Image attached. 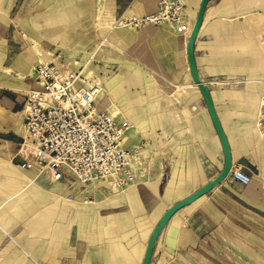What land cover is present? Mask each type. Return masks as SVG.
I'll list each match as a JSON object with an SVG mask.
<instances>
[{"label": "rangeland", "instance_id": "374dc122", "mask_svg": "<svg viewBox=\"0 0 264 264\" xmlns=\"http://www.w3.org/2000/svg\"><path fill=\"white\" fill-rule=\"evenodd\" d=\"M158 1L134 0L121 9L112 0H0V264H64L58 253L76 240L96 243L108 263L122 264L125 253L132 264H140L167 206L192 194L201 185L198 176L203 180L213 174L210 160L196 159L199 94L188 76L174 80L139 62L137 72L127 70V79L122 78V69L134 67L129 45L136 31L118 21L123 15L151 13ZM263 13V0L239 2L240 19L233 31L240 45L256 41L264 47L263 31L253 32L248 24L252 17L261 25ZM190 23L187 19L188 29ZM160 27L178 32L170 25ZM48 61L81 67L102 85L97 107L130 120L129 143L139 152L134 180L127 187L98 183L71 191L18 166L25 148V95L36 86L34 68ZM249 85L222 88L246 89L248 97L258 95L261 100L264 86ZM259 104V99L250 104L255 115ZM201 127L204 137L205 125ZM255 132L264 140L256 124ZM29 177L35 185L26 189L23 182ZM253 180L258 188L242 190L244 197L264 191V164ZM171 181L176 191L168 197ZM24 188L25 196L18 197ZM71 192L74 198L69 200ZM238 207L239 212L227 218L230 224H217L214 231L199 211L183 215L170 241L158 237L150 264H264V198ZM113 257L118 262L113 263Z\"/></svg>", "mask_w": 264, "mask_h": 264}, {"label": "crops", "instance_id": "0c3cea01", "mask_svg": "<svg viewBox=\"0 0 264 264\" xmlns=\"http://www.w3.org/2000/svg\"><path fill=\"white\" fill-rule=\"evenodd\" d=\"M112 1L117 3L121 9H127L134 3V0L132 2L127 0L124 2L121 0ZM184 1L187 3V19L191 21L190 28L187 31L169 32L162 30L160 26H148L140 30L133 29L136 31L135 38L129 45V51L135 63L134 67L129 66L128 69L126 67L122 69L125 72V75L122 72V78L127 79V70L137 72L139 70L137 67L139 62L144 63L156 72L168 73L174 80H178L185 75L188 76L190 84H192L199 94L195 97L196 108L199 110V124L196 127L197 141L194 143V146L198 145L196 159L198 158L200 161L210 160L212 171H214L211 176L207 178L203 177V180L201 179L202 176H198L199 179L196 183L201 184L197 188L199 189L221 172L225 156L207 103L193 80L188 60V42L197 18L201 0ZM240 1L244 0L210 1L195 41L194 55L198 74L211 91L217 114L231 148L233 163L241 166L247 173L252 175V180L249 184L244 185L229 174L221 183L205 195L181 208L168 220L159 235V239L166 242L171 240L172 230L177 220H180V217L185 214L190 215L191 212L193 214L199 211L203 217L204 224L212 226L210 229L214 231L217 224H230L227 218L229 215L239 212L238 205L240 203H259L264 198V191H259L258 193L251 192L246 197L241 193L245 189L258 188L253 180L254 172L264 164V140L256 137L255 124L257 115L250 108V104L255 103V99H259L260 101V98L258 95L248 97L246 89L234 90L222 88L231 86L244 89L250 86V83L257 85L260 83L264 86V47L258 45L255 39H253L254 43H248L247 41V47L243 43L242 45L245 47L242 48L241 42L233 31L238 26L240 19L238 15ZM125 14L127 13L125 12ZM248 21L251 31H263L264 41V13L261 25L252 17ZM151 28L157 30H151ZM245 35L250 39L252 38L250 37L252 36L250 31H247ZM144 40H149V42H144ZM242 40H244V37ZM8 85L11 86L10 83ZM219 86L221 89L214 90L215 87ZM204 125L206 135L202 137L201 132L203 129L201 126ZM126 144L131 146L128 137ZM197 162L199 163V161ZM163 167L165 168V165ZM164 176L165 172L162 173L161 177H157L156 181H158V185L163 183ZM30 180L24 179L23 183L26 189L30 188L31 184L35 185L33 178ZM174 190L176 191L174 182L171 181L167 188V196L170 197ZM21 191L20 194H17L18 197L25 196V188ZM185 197L187 195L180 197L179 200ZM56 203L54 202L52 205L56 206ZM170 204L172 205L173 202ZM168 208L169 205L166 210ZM58 254L64 264H111V262L108 263L106 260L102 248L97 247L96 243L92 241L87 243L80 242L79 240L72 241L68 247L64 248L62 254ZM123 254L122 264L134 263L132 258L125 253ZM115 262H118V260L116 258L114 260L113 257V263Z\"/></svg>", "mask_w": 264, "mask_h": 264}, {"label": "built area", "instance_id": "2783aa9c", "mask_svg": "<svg viewBox=\"0 0 264 264\" xmlns=\"http://www.w3.org/2000/svg\"><path fill=\"white\" fill-rule=\"evenodd\" d=\"M187 3L159 0L155 11L142 15H123L119 23L135 30L170 25L178 32L188 30ZM36 86L25 95L23 142L18 166L23 170L40 168L38 177L60 183L74 191L105 183L125 188L134 180L133 167L138 148L126 140L132 125L97 107L102 85L80 68L48 61L34 68ZM257 131L264 136V94L257 111ZM230 175L247 185L252 175L233 163ZM74 193L68 195L72 200Z\"/></svg>", "mask_w": 264, "mask_h": 264}, {"label": "water", "instance_id": "95a60500", "mask_svg": "<svg viewBox=\"0 0 264 264\" xmlns=\"http://www.w3.org/2000/svg\"><path fill=\"white\" fill-rule=\"evenodd\" d=\"M212 0H201L198 15L196 18V21L194 23L192 32L190 34L189 42H188V60L190 63V69L192 73V77L194 82L198 85V88L200 89L210 112L212 121L216 127L218 136L220 138L223 150H224V156H225V161H224V166L221 172L213 178L211 181L197 189L195 192L192 194L188 195L187 197L177 201L176 203L172 204L162 215V217L159 219V221L156 224V227L154 228L151 237L148 241L145 255L143 258V261L141 264H150L153 256V251L154 247L156 244V241L163 230L164 226L168 222V220L181 208L187 206L188 204L196 201L203 195H205L208 191L212 190L215 186H217L219 183H221L230 173L231 166L233 164V158H232V152L231 148L227 139V136L224 132V129L222 127L221 121L219 119V116L217 114L216 108L214 101L211 96V91L207 84L202 81L200 78L197 67H196V62H195V55H194V47H195V41L198 36V33L200 31L205 12L207 10V6Z\"/></svg>", "mask_w": 264, "mask_h": 264}, {"label": "bare ground", "instance_id": "6f19581e", "mask_svg": "<svg viewBox=\"0 0 264 264\" xmlns=\"http://www.w3.org/2000/svg\"><path fill=\"white\" fill-rule=\"evenodd\" d=\"M199 11V10H198ZM198 15V14H197ZM197 85V84H196ZM197 87H198V85H197ZM23 130V129H22ZM0 141H2V140H0ZM214 158V157H213ZM216 158V157H215ZM25 171H35V172H37V174L40 172V168H34V169H31V170H25ZM15 176V175H14ZM30 178V177H29ZM31 179V178H30ZM29 179V180H30ZM18 180V179H17ZM154 180V179H153ZM26 181V180H25ZM31 181V180H30ZM32 185V184H31ZM54 206V205H53ZM55 207V206H54ZM53 210V209H52ZM54 230V229H53Z\"/></svg>", "mask_w": 264, "mask_h": 264}]
</instances>
